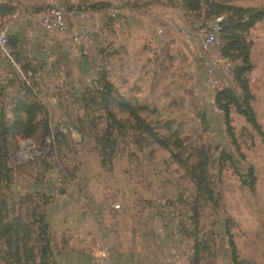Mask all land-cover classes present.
<instances>
[{
  "label": "rangeland",
  "instance_id": "374dc122",
  "mask_svg": "<svg viewBox=\"0 0 264 264\" xmlns=\"http://www.w3.org/2000/svg\"><path fill=\"white\" fill-rule=\"evenodd\" d=\"M166 2L168 22L144 17L115 40L110 24L92 31L95 56L75 72L51 52L29 62L30 39L11 46L26 79L0 56V264L90 259L100 238L129 250L139 228L151 257L233 264L232 242L239 261L264 264V25L245 42L256 130L232 107L227 124L206 82L226 44L201 54L207 9ZM0 5L13 37L19 4ZM228 60L216 75L241 98V62Z\"/></svg>",
  "mask_w": 264,
  "mask_h": 264
},
{
  "label": "crops",
  "instance_id": "0c3cea01",
  "mask_svg": "<svg viewBox=\"0 0 264 264\" xmlns=\"http://www.w3.org/2000/svg\"><path fill=\"white\" fill-rule=\"evenodd\" d=\"M14 2L19 4L21 16L15 26L16 33H14L13 37L10 36L14 38L11 46L16 48L20 46L24 39H30L32 48L28 53L29 62L33 64L41 62L42 56L49 55L48 53L51 52L52 55L50 57H55L59 64L66 68L67 72H75V67L78 70V67L87 66V63L79 48L70 41L67 33L57 32L54 34L43 30L38 17L40 8L47 5L68 8L79 3H85L90 11V17L84 23V26L92 32L98 28L101 29L105 24H110L111 27L108 33H105L109 35V40H115V35L119 34H122L121 36L123 37H128L131 31L129 27L141 23L144 17H146L149 24L168 22L172 9L166 0H14ZM215 2L264 12V0H215ZM113 12H115V16L110 17ZM108 21L110 22L106 23ZM263 25L264 16L246 35L252 34L257 26ZM147 224L145 223V225ZM139 229L134 236V246L129 250L120 246H115V249L108 250V244H106L104 239L100 238L98 246L96 248L91 247L93 251L90 252L89 250L86 253L87 255L90 254V259L85 257V255L74 252L71 253L70 264H88L96 258H100L103 264H181L183 262H180V259L177 260V257L170 259L160 255L156 258L152 256V258V254L149 252L151 245L146 239L140 240L142 238L139 235L141 234V232H138ZM84 257L87 261L84 260Z\"/></svg>",
  "mask_w": 264,
  "mask_h": 264
},
{
  "label": "trees",
  "instance_id": "16d2710c",
  "mask_svg": "<svg viewBox=\"0 0 264 264\" xmlns=\"http://www.w3.org/2000/svg\"><path fill=\"white\" fill-rule=\"evenodd\" d=\"M182 6L186 11L197 12L205 8L207 9V16L212 20L213 17L225 15L227 23L222 26L219 32L220 39L225 40L226 44L221 49V55L225 58L239 59L241 66L235 71V80L240 85L243 96L239 98L229 88H222L216 91L215 104L223 112L225 121L229 123V111L232 108L236 112L243 116L246 122L254 129H259V124L256 121L255 113L251 107L252 95L248 86L247 75L252 69V64L249 59V52L246 49V34L248 31L261 20L264 16V12L242 9L232 6H227L215 2V0H181ZM0 8L7 9L4 13L10 12V9L5 5H0ZM209 13V14H208ZM105 109L109 106V100L103 99ZM124 102L122 103L123 109H126L130 113L131 109ZM126 107V108H125ZM203 179L197 184V190L199 191ZM232 250V262L233 264H249L243 263L236 257L234 244L230 242Z\"/></svg>",
  "mask_w": 264,
  "mask_h": 264
},
{
  "label": "built area",
  "instance_id": "2783aa9c",
  "mask_svg": "<svg viewBox=\"0 0 264 264\" xmlns=\"http://www.w3.org/2000/svg\"><path fill=\"white\" fill-rule=\"evenodd\" d=\"M15 11L13 18L18 16ZM115 12L110 14L114 17ZM90 11L85 3H79L68 8L52 6L39 14L40 25L46 32L67 33L70 41L75 44L86 62L91 63L95 56V47L93 43L92 32L88 30L84 23L89 19ZM227 23V18L223 15L213 17L209 24H205L201 32L199 49L202 55L209 56L212 47L216 44L219 32L223 25ZM8 33V27L0 23V56L8 62L13 69L21 73L23 79L29 76L21 72L20 66L15 59V55L11 51ZM230 62L223 56L211 57L205 69L206 82L216 88L221 89V81L216 75V69L219 67H228ZM118 208V207H116ZM92 264H103L100 258L92 261Z\"/></svg>",
  "mask_w": 264,
  "mask_h": 264
},
{
  "label": "water",
  "instance_id": "95a60500",
  "mask_svg": "<svg viewBox=\"0 0 264 264\" xmlns=\"http://www.w3.org/2000/svg\"><path fill=\"white\" fill-rule=\"evenodd\" d=\"M13 40H14V38H10V39H9V43H10V45L13 44Z\"/></svg>",
  "mask_w": 264,
  "mask_h": 264
}]
</instances>
